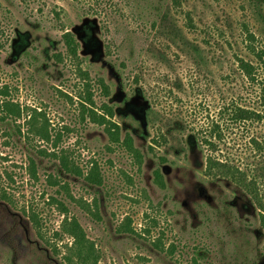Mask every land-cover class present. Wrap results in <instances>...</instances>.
Returning <instances> with one entry per match:
<instances>
[{"label":"rangeland","instance_id":"374dc122","mask_svg":"<svg viewBox=\"0 0 264 264\" xmlns=\"http://www.w3.org/2000/svg\"><path fill=\"white\" fill-rule=\"evenodd\" d=\"M183 1L199 29L190 32L170 11L181 34L168 43L153 25L170 0H0V91L8 92L0 94V264L76 263L66 215L95 244L97 264H264L258 207L231 180L206 174L209 151L186 121H207L223 99L245 93L237 59H254L246 34L264 44V22L252 0ZM66 31L80 43L78 57L68 55ZM182 39L201 48V64ZM79 69L96 103L114 107L139 158L81 119ZM169 86L181 102L165 94ZM4 99L21 116L2 120ZM45 122L53 136L62 131L58 146L37 134ZM44 150L67 151L83 174L65 172ZM95 162L101 185L84 177Z\"/></svg>","mask_w":264,"mask_h":264},{"label":"trees","instance_id":"16d2710c","mask_svg":"<svg viewBox=\"0 0 264 264\" xmlns=\"http://www.w3.org/2000/svg\"><path fill=\"white\" fill-rule=\"evenodd\" d=\"M89 3L101 4L103 0H76ZM254 9L264 22V0H252ZM164 10L162 18L158 25L154 24L155 34L164 35L168 43L176 39L180 42V29L171 18L169 12L182 15L184 17V26L186 29L197 31L199 29L197 23L191 15L190 11L184 9L183 0H170V5ZM203 36L206 44H210V32ZM246 47L254 57L242 58L238 57V73L242 77L244 94H231L228 100L223 99L218 112L207 118V121H191L186 120L195 130V137L207 147L209 155L205 172L208 176L228 179L234 182L239 188L244 190L256 204L260 212V223L264 229V44L257 43V35L247 31ZM68 55L71 57L79 56L80 43L71 31H66L63 35ZM182 50H187L196 57L200 55L201 48L195 47L193 43L187 45L182 39ZM196 53V54H195ZM164 60V59H163ZM197 62V57H196ZM201 64L202 62H197ZM80 70L82 74V86H79L78 93L81 119L103 127L109 141L114 146L125 148L135 157H140L139 150L134 146L133 137L130 133L123 134L122 127L115 118L114 107L109 102L98 105L95 100L92 81L87 71ZM102 93L106 96L109 94L108 85L103 78L98 81ZM241 88H242V84ZM165 93L167 96L174 97L175 100L181 102L179 95H174L173 89L169 86ZM0 94L8 93L6 90L0 91ZM7 95V94H6ZM5 95V96H6ZM5 115H1V119L7 117L21 116V106L13 103L10 99H4L1 102ZM195 112L196 109L194 110ZM182 115L181 113H178ZM193 115L192 113H190ZM187 117L189 113H185ZM37 116L35 113L31 115V123L34 124ZM45 121H48L45 119ZM84 122V121H83ZM68 131L69 127H64ZM41 140L45 143H52L58 146L62 141V131L52 135L48 124L45 122L36 130ZM165 137L161 138L164 143ZM159 143V141H157ZM59 159L60 167L67 173L82 175L83 172L79 166L71 161L67 151L57 153L55 151L48 152ZM30 173L36 177V162L33 158L29 160ZM85 179L90 183L101 185L102 175L98 165L95 162L87 174ZM158 180L161 179L160 173H157ZM52 184H59L57 180L51 181ZM161 183V181L159 182ZM63 188L64 185H61ZM67 188V187H66ZM52 203L57 204L60 210L67 212L66 204L62 200L52 198ZM34 215H36L34 213ZM38 216V215H36ZM63 232L69 234L74 239V251L77 262L74 264H97L99 253L95 244L90 241L76 217H66L62 222Z\"/></svg>","mask_w":264,"mask_h":264}]
</instances>
